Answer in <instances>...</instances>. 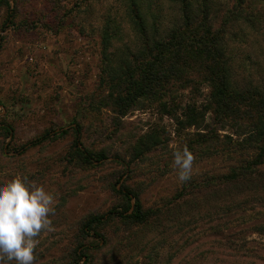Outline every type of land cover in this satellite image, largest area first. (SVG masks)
Masks as SVG:
<instances>
[{
    "label": "rangeland",
    "instance_id": "1",
    "mask_svg": "<svg viewBox=\"0 0 264 264\" xmlns=\"http://www.w3.org/2000/svg\"><path fill=\"white\" fill-rule=\"evenodd\" d=\"M149 2L161 30L178 23L176 0ZM128 3L0 4V181L28 177L57 200L54 230L36 238L34 264H70L82 222L126 206L116 190L121 186L137 196L145 220L118 217L98 226L100 237L85 239L88 248L78 264H264V236L255 232L264 223V163L244 171L256 149L244 145L237 124H220L205 109L211 88L201 72L177 83L160 102L139 99L124 115L106 104L100 75L108 23L119 25L123 35L112 40L117 62L129 52L125 45L131 51L138 45ZM231 5L218 0L215 28ZM257 32L247 41L230 36L232 67L239 86L264 91V28ZM76 124L81 144L103 154L100 162L86 163L74 150ZM60 129L67 132L18 150ZM185 147L194 157L193 170L181 184L172 152ZM232 172L237 178L228 180Z\"/></svg>",
    "mask_w": 264,
    "mask_h": 264
},
{
    "label": "trees",
    "instance_id": "2",
    "mask_svg": "<svg viewBox=\"0 0 264 264\" xmlns=\"http://www.w3.org/2000/svg\"><path fill=\"white\" fill-rule=\"evenodd\" d=\"M151 0H129L128 15L135 31L136 42L132 51L128 45L119 62L113 54L112 40L122 37L119 25L113 28L108 23L102 35V72L100 85L107 89L106 104L118 114H125L127 108L139 99L160 102L171 96L177 83L190 80L193 72L200 73L210 85V97L205 109H210L218 123L237 124L244 135V145L256 149L253 160L244 171L264 163V91L257 86L241 87L234 75L231 51V37L249 40L250 33L264 28V0H232L225 17L214 27L212 12L218 0H176L179 7L178 23L168 29L160 28L153 11L149 12ZM8 0H0V4ZM245 27V28H243ZM240 34H239V33ZM166 103V102H164ZM190 110H194L193 107ZM195 116V114H193ZM11 136V126H4ZM74 150L86 163L100 162L104 157L93 152L80 142V127H72ZM66 129L48 131L22 144H40L51 135L65 134ZM153 137V136H152ZM154 142V137H153ZM145 144V143H144ZM150 142L146 144V147ZM141 151H137V154ZM237 178L232 172L228 180ZM116 190L127 200L123 210L111 209L101 214L88 216L80 226L78 242L72 247L70 264H78L86 255V238L100 237L96 228L112 218H132L136 223L145 220L137 196L127 187ZM134 206L131 208V200ZM255 232L264 236V223L255 226ZM264 245V243L262 244ZM247 249V248H246ZM89 256L86 258V262ZM91 261V260H90Z\"/></svg>",
    "mask_w": 264,
    "mask_h": 264
},
{
    "label": "clouds",
    "instance_id": "3",
    "mask_svg": "<svg viewBox=\"0 0 264 264\" xmlns=\"http://www.w3.org/2000/svg\"><path fill=\"white\" fill-rule=\"evenodd\" d=\"M179 183L191 179L194 157L188 149L172 152ZM56 197L28 177L0 181V264H34L36 239L52 231Z\"/></svg>",
    "mask_w": 264,
    "mask_h": 264
},
{
    "label": "water",
    "instance_id": "4",
    "mask_svg": "<svg viewBox=\"0 0 264 264\" xmlns=\"http://www.w3.org/2000/svg\"><path fill=\"white\" fill-rule=\"evenodd\" d=\"M133 207V202H131V208Z\"/></svg>",
    "mask_w": 264,
    "mask_h": 264
}]
</instances>
